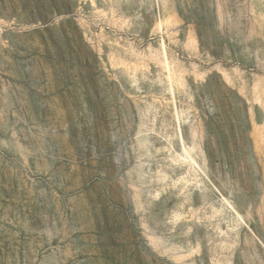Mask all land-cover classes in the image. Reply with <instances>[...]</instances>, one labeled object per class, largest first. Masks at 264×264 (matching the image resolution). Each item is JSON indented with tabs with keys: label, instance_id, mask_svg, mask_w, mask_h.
Returning <instances> with one entry per match:
<instances>
[{
	"label": "rangeland",
	"instance_id": "374dc122",
	"mask_svg": "<svg viewBox=\"0 0 264 264\" xmlns=\"http://www.w3.org/2000/svg\"><path fill=\"white\" fill-rule=\"evenodd\" d=\"M0 264H264V0H0Z\"/></svg>",
	"mask_w": 264,
	"mask_h": 264
}]
</instances>
